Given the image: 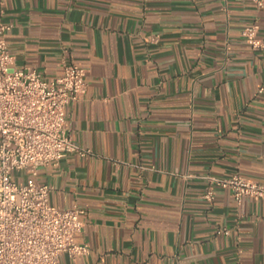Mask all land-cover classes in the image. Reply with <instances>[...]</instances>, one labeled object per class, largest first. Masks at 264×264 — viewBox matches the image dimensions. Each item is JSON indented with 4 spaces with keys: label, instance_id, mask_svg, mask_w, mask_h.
Here are the masks:
<instances>
[{
    "label": "crops",
    "instance_id": "0c3cea01",
    "mask_svg": "<svg viewBox=\"0 0 264 264\" xmlns=\"http://www.w3.org/2000/svg\"><path fill=\"white\" fill-rule=\"evenodd\" d=\"M17 67L50 80L73 63L65 108L89 150L42 166L58 209L84 213L89 254L60 264H264V200L203 194L205 176L264 182V49L241 37L255 0H1ZM261 89V91H260ZM223 230L227 233H223Z\"/></svg>",
    "mask_w": 264,
    "mask_h": 264
},
{
    "label": "built area",
    "instance_id": "2783aa9c",
    "mask_svg": "<svg viewBox=\"0 0 264 264\" xmlns=\"http://www.w3.org/2000/svg\"><path fill=\"white\" fill-rule=\"evenodd\" d=\"M1 5L0 0V18ZM10 29L0 20V264H60V255L76 260L90 252L87 243L74 239L83 229L84 211L53 207L52 187L38 183L37 175L67 154H89L71 140L65 122L66 106L86 91L85 70L64 64L60 76L47 80L33 68L17 67L6 40ZM257 32L250 25L241 37L251 48L264 49ZM204 179L207 201L215 188L230 190L237 206L249 197L264 200V182L237 174Z\"/></svg>",
    "mask_w": 264,
    "mask_h": 264
}]
</instances>
